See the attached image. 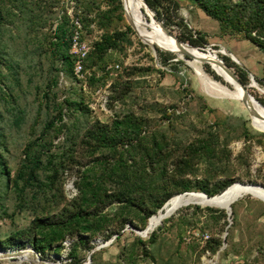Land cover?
Segmentation results:
<instances>
[{"label": "trees", "instance_id": "trees-1", "mask_svg": "<svg viewBox=\"0 0 264 264\" xmlns=\"http://www.w3.org/2000/svg\"><path fill=\"white\" fill-rule=\"evenodd\" d=\"M72 1L78 6L73 16L62 0H0V66L8 60L1 37L9 31L22 32L29 50L32 47L35 50L33 55L47 54L51 59L36 123L42 119L44 110L51 111V115L42 123L39 133L33 131L26 141L14 173L0 148V217L14 216L16 210L35 212L29 228H15L0 236V246L24 248L31 245L43 254H56L71 240V261L67 264H84L85 259L80 256L83 248L92 251L96 239L106 241L114 234H118L120 240L127 223L145 229L149 218L173 195L187 191H203L209 196L222 193L236 181L231 173V141L243 137L247 142L245 149L250 148L251 142L264 146V132L252 131L243 116L216 120L191 140L186 131L173 136L169 134L173 129H159L151 123L149 108L161 113V121L170 120V123L174 111L157 102L141 104L138 108L127 105L128 101L137 102L134 78L154 69L136 65L121 66L117 70L119 75L113 83L111 105L116 101L126 105L116 110L112 122L89 121L91 109L85 93L80 91L81 97L74 98L60 84L62 73L80 81L74 72L76 58L71 53L76 21L82 25L83 36L90 40L86 67L104 69L100 76L93 74L87 79L90 89L109 79V72L105 71L106 55L114 50L125 51L134 30L125 18L121 0H105L107 8L98 0ZM147 1L158 15L155 16L158 25L181 7L179 0ZM192 1L218 21L223 34L242 36L264 52V0ZM145 20L151 25V19L146 16ZM165 23L168 25L167 21ZM96 33L100 34L95 36ZM188 39L194 46L199 41L193 36ZM159 52L165 55L164 61L175 57ZM238 75L247 83L246 71L241 69ZM1 82L0 93L8 98L10 92ZM62 96L65 97L62 99ZM201 169L206 170V175L198 179ZM68 170L76 173L78 190L69 200L63 183ZM261 182L264 184V179ZM12 200L14 205L9 204ZM217 211L220 216L216 215ZM206 212L205 225L218 226L227 217L224 210L213 207H206ZM173 218L164 219V225L147 239L137 235L133 246H124L115 260L104 259L103 248L93 251L91 264H134L139 252L155 262L157 257L152 246H156L158 233ZM179 220L196 224L201 217L197 213L194 216L183 213ZM223 241L220 236H213L206 240L203 251L215 254ZM238 245H242L241 242Z\"/></svg>", "mask_w": 264, "mask_h": 264}, {"label": "rangeland", "instance_id": "rangeland-1", "mask_svg": "<svg viewBox=\"0 0 264 264\" xmlns=\"http://www.w3.org/2000/svg\"><path fill=\"white\" fill-rule=\"evenodd\" d=\"M98 1H102V7L107 8L106 3H104L105 0ZM179 1L181 7L173 12L171 18H163L164 22H168V25L165 24L174 34H169L162 25L157 24L163 29L165 37L170 38L168 41L191 45L192 43L189 42L188 38L191 36L196 37L199 41L195 46L192 44V47L200 52L213 54L216 58H222L229 65L233 64L232 67L237 74L241 69L246 71L248 92L264 104V93L250 86L252 77H254L264 87V52L253 42L244 39L242 36L223 34L218 21L194 5L192 0ZM62 3L67 6L69 14L73 16L78 8L76 2L62 0ZM129 5L130 0H123L124 15L128 23ZM146 16L151 19L149 15ZM153 21L154 19L151 21V25ZM117 25L122 29H126L121 23H117ZM99 34L96 33L95 36ZM128 42L130 44L125 51H111L105 58L108 60V64L120 63L122 67L136 65L161 69H153L144 75L135 77L137 102H127L128 106L135 108H138L141 104L146 105L157 102L164 107H168L170 111H174L175 114L170 123V120L161 121V113L149 108L148 114L151 123H154L159 129L166 131L173 129L169 132L173 136L186 131L189 136H187L188 140H191L202 129L204 130L216 120L228 116H243L248 120V126L252 131L264 132L262 131L264 125L256 117L258 114L260 118V114L252 104L247 103L246 105L243 100L215 98L206 94L194 68L179 59L171 47L165 48L160 43L150 44L144 42L135 31L130 34ZM1 43L8 60L0 66L2 76V82H0L7 87L10 96L5 98L0 93V148L8 158L14 173L26 141L31 137L33 131L39 133L42 123L51 115V111L44 110L42 119L39 123H36L38 103L45 89L47 70L51 59L47 54L42 56L33 55L32 52L35 53L34 48L32 47V50H29L24 34L19 31L5 32L1 37ZM160 47L168 51L161 50ZM207 48L216 51L212 53ZM222 48H226L229 53L235 54L238 58L236 59L239 60L242 66L237 64L231 55L221 53ZM159 51L174 54L175 57L164 61L165 55L160 54ZM187 56L192 57L189 54ZM100 68L98 66L92 69L89 68L91 75L88 78L93 74L100 76L104 70ZM205 68L212 75L209 71H213L212 66L206 63ZM108 72L109 79L106 83L93 86V89H90L88 83L85 89L82 81L78 82L63 73L61 74L60 84L66 91L72 93V97L80 98V95H82L78 94L80 91L85 93V99L91 109V113L88 115L91 122L99 120L103 123H111L116 110H120L126 105L117 101L113 106L111 105L112 87L119 72L116 71L112 75L110 71ZM98 87L106 88L108 92L106 102H102L95 94ZM64 97L62 96V99ZM248 110H252L254 114L251 115ZM170 124H172V127H168ZM61 138H63V135L56 139L55 143ZM246 144V140L239 137L233 139L229 145L232 151L230 161L233 165L231 169L232 176L235 178V182L250 183L252 180L259 179L257 183L262 184L261 180L264 179V146L251 142L250 148L245 149ZM205 175L206 170L201 169L197 178L203 179ZM76 181L75 172L70 170L65 172L63 176L64 193L68 200L78 192ZM175 195H179V193ZM234 201L231 204L233 210L231 221H229L227 214V217L223 218L218 226L203 223L207 214L206 207L224 210L226 213L227 208L203 205L196 202L182 205L167 217L174 218L160 230L158 243L156 246H152L157 260L154 262L151 257L139 252L134 264H223L228 257H244V264L252 263V261L255 264H264V198L255 193H248L234 199ZM9 204L14 205V201L12 200ZM12 210L11 207V212ZM158 213L149 218L148 229ZM183 213H187L188 216H194V213H197L201 217V221H197L196 224L182 222L179 217ZM34 215L35 212L32 210H16L14 216L0 217V236H4L15 228H29ZM216 215L220 216L221 213L217 211ZM225 221H228V223H225ZM162 225L164 223L158 225L152 232L158 230L159 226ZM139 230L133 224L127 223L121 231L123 236L120 240L117 238L118 234H114L106 241L100 238L96 239L94 241L96 246L92 251H87L85 248L80 251V256L85 259L84 264L89 263L93 251L101 248H103L102 257L104 259L115 260L124 246L128 248L133 246L132 242L137 235L147 239L152 233L148 231L146 235L142 236L139 234ZM206 233L210 235L207 239L204 237ZM213 236H220L224 240L220 251L215 254H212L210 250L203 251L206 240L211 239ZM239 242L242 245H238ZM71 244V240L66 241L62 251L56 254H43L31 245L24 248H3L0 246V264H67L71 261ZM223 250L228 251L229 254H224Z\"/></svg>", "mask_w": 264, "mask_h": 264}, {"label": "bare ground", "instance_id": "bare-ground-1", "mask_svg": "<svg viewBox=\"0 0 264 264\" xmlns=\"http://www.w3.org/2000/svg\"><path fill=\"white\" fill-rule=\"evenodd\" d=\"M145 15H149L151 17V21L154 19L151 26L147 24ZM128 21L142 41L150 44L160 43L165 48L171 47L179 59L192 66L199 76L206 94L215 98L244 101V90L233 77L231 71L225 66V63L220 62L218 60L219 58L217 57V59L215 55L200 52L191 45L168 41L170 38L165 37L163 29L160 28L155 21V15L149 9H147L143 0H130V5L128 7ZM171 38L174 39L173 37ZM210 51L213 53L212 50ZM220 52L231 55L236 61L239 62V60L236 59L235 54L229 53L226 48H222ZM188 54L192 57L189 58L187 56ZM206 63H209L212 66L213 71L220 76V79L214 77L206 70ZM250 86L257 88L264 93V87L260 85V83L255 78L252 80ZM247 103L252 104L259 112L261 119L259 118L258 114L256 117H258V121L264 125V104L258 98L251 95L249 99H247ZM248 193H255L256 195L264 198V187L250 185L245 186L240 182H235L222 193L212 198H209V195H205L202 192H193L172 196L155 216L153 224L151 226L149 225L147 232H152L158 225L162 223L164 219L169 217L182 205L189 204L190 202H196L203 205L229 208L234 199H237L238 197H241L245 194L247 195Z\"/></svg>", "mask_w": 264, "mask_h": 264}, {"label": "built area", "instance_id": "built-area-1", "mask_svg": "<svg viewBox=\"0 0 264 264\" xmlns=\"http://www.w3.org/2000/svg\"><path fill=\"white\" fill-rule=\"evenodd\" d=\"M77 27L72 33L71 39V53L75 56L74 72L77 78L83 82L84 88H87V79L91 75L89 68L86 67V60L90 53L91 45L90 40L85 38L82 34V25L79 20L76 21ZM121 68L120 63H109L106 66V71H110V74H114L118 69ZM95 94L99 97L102 102H106L108 99V92L106 88L98 87ZM207 239L210 237L208 233L204 235Z\"/></svg>", "mask_w": 264, "mask_h": 264}, {"label": "water", "instance_id": "water-1", "mask_svg": "<svg viewBox=\"0 0 264 264\" xmlns=\"http://www.w3.org/2000/svg\"><path fill=\"white\" fill-rule=\"evenodd\" d=\"M144 1V3H145V5H146V7H147V9H149L155 16H156V18L158 17V15H157V13H156V11L154 10V9H152V7L149 5V3H148V1L147 0H143ZM122 4H123V0H122ZM161 22V24H162V26L166 29V31L169 33V34H171V35H173L174 33L168 28V26L165 24V22L163 21V20H161L160 21ZM131 27H132V25H131ZM133 28V27H132ZM180 41H182L181 39H180ZM182 42H184V41H182ZM192 45V44H191ZM194 46V45H193ZM159 49H161V50H164V51H168V50H166V49H164V48H159ZM208 50H211L210 48H207ZM213 51H216V50H214L213 49ZM218 54V53H217ZM219 61L220 62H224L225 63V66L231 71V73H232V75H233V77L237 80V82L240 84V86L242 87V89L244 90V97H245V99H244V103L247 105V99H249V97H250V94H249V92H248V85L246 84V83H244L242 80H241V78L238 76V74L236 73V71L233 69V67L231 66V65H229L224 59H222V58H219ZM236 61V60H235ZM237 62V64H239V65H241V63L240 62H238V61H236ZM207 64H209V63H207ZM242 66V65H241ZM254 79V77H252V80ZM249 111V110H248ZM249 113L251 114V115H253L254 114V112L252 111V110H250L249 111ZM262 131H264V130H262ZM242 184L243 185H245V186H262V187H264V185H262V184H260V183H252V182H250V183H244V182H242ZM198 192V191H197ZM200 192H202V193H204L205 195H208L206 192H203V191H200ZM186 193H193V191H187V192H183V193H179V194H186ZM218 194H216V195H214V196H209V198H212V197H215V196H217ZM168 202V201H167ZM166 202V203H167ZM235 202V201H234ZM233 202V203H234ZM165 203V204H166ZM165 204L161 207V209L165 206ZM226 211H227V214H228V216H229V221H231V219H232V217H231V215H232V213H233V210H232V205L229 207V208H227L226 209ZM159 212V211H158ZM163 223V222H162ZM161 223V224H162ZM231 223V222H230ZM147 230H148V225L146 226V228L145 229H143V230H139V234H141L142 236L143 235H146L147 234ZM91 263V259L89 260V263H86V264H90Z\"/></svg>", "mask_w": 264, "mask_h": 264}, {"label": "crops", "instance_id": "crops-1", "mask_svg": "<svg viewBox=\"0 0 264 264\" xmlns=\"http://www.w3.org/2000/svg\"><path fill=\"white\" fill-rule=\"evenodd\" d=\"M243 258L244 257H228L223 264H244L245 260Z\"/></svg>", "mask_w": 264, "mask_h": 264}]
</instances>
